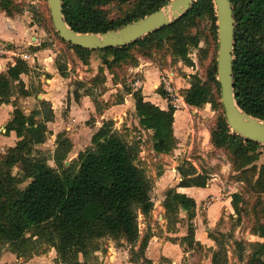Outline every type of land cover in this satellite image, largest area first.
I'll use <instances>...</instances> for the list:
<instances>
[{
  "label": "trees",
  "instance_id": "obj_1",
  "mask_svg": "<svg viewBox=\"0 0 264 264\" xmlns=\"http://www.w3.org/2000/svg\"><path fill=\"white\" fill-rule=\"evenodd\" d=\"M169 0H62L66 24L79 33H101L120 28L161 8ZM234 17L233 45V93L238 106L248 115L264 120V0H230ZM114 4L125 6L111 17L105 7ZM15 0H0V11L12 16ZM51 18V17H50ZM206 25L201 27L202 22ZM216 11L212 0H196L178 20L157 29L142 38L121 47L98 50L84 49L59 40L72 48L83 61L91 52L99 53L102 64L118 78L116 69L135 66L136 55L151 57L154 53L169 55L174 61L192 65L189 51L199 50V59L207 61L204 77L190 76L189 87L181 96L190 107H202L209 103L218 114L210 127V144L217 150L228 153L235 179L243 183L241 191L232 193L231 206L241 218V203L245 194H255L259 202L264 194V163L259 168L249 161L264 149V144L246 140L233 132L224 115L220 101V84L217 80V27ZM40 47L43 46L40 44ZM61 76L66 68L57 65ZM30 71L28 64L17 58L7 68L8 77L20 81L21 74ZM95 80V79H94ZM130 88L126 93L130 94ZM133 94L139 126L153 132L152 147L157 154H168L176 146L173 131L175 109H162L144 100L141 90ZM23 97L30 92L21 88ZM163 96L164 93L161 91ZM92 98L90 91L84 92ZM74 94V99L79 98ZM95 106L97 100L92 99ZM41 104L47 101L41 100ZM10 115L4 134L15 133L13 146L0 154V248L5 245L18 257L30 253L27 243L30 238L43 240L56 252L55 264H83L79 255L87 260L91 251L100 249L98 242L110 239L130 245L129 261L144 264L152 261L145 257V250L152 234L140 237L138 216L149 217L153 210L151 183L144 170L136 164L137 147L126 142L114 128V121L106 119L91 137V146L77 155L76 166L65 165L72 148L71 140L64 133L56 138L52 159L56 165L37 156V146L43 144L47 133L45 123L53 119L49 107L45 112L33 109L25 113L22 108ZM98 113L102 114V109ZM187 166H186V165ZM18 167L21 176L13 173ZM180 181L176 187L167 189L162 206L167 222L175 221L177 214L185 210L188 219V249H211L204 247L194 237L196 202L178 187L207 186L210 175L185 160L176 168ZM264 207V205H263ZM262 213V214H261ZM264 219L260 208L258 223ZM255 233L264 238V223H258ZM28 234V236H27ZM215 241L217 250L212 251L213 264H222L220 255H225L218 237L208 234ZM34 240V242H36ZM101 242V241H100ZM138 243V249L134 246ZM246 264H264V241L252 243V251Z\"/></svg>",
  "mask_w": 264,
  "mask_h": 264
},
{
  "label": "rangeland",
  "instance_id": "obj_2",
  "mask_svg": "<svg viewBox=\"0 0 264 264\" xmlns=\"http://www.w3.org/2000/svg\"><path fill=\"white\" fill-rule=\"evenodd\" d=\"M105 8L109 10L111 17H116L118 11L125 6L111 4ZM13 13L8 17L16 18L21 23L25 22L34 27L31 34L35 35L43 49H46L45 59L46 56L52 58V60H45L49 61L46 62L50 66L48 70L43 69L44 62L28 61L32 66L30 68L32 73L27 74L32 77L26 78V84H17L6 73H0L1 102H12L14 109H16L15 105H18L25 113L38 108L44 113L49 107L53 111V119L44 125L47 133L46 140L37 146L36 155L46 160L49 165L56 167L52 155L57 145V135L64 133L72 142V148L66 159L68 163L65 165L72 163L76 166L78 153L91 146V137L97 129L96 126L101 125L103 117L112 119L117 124L114 123L115 131L130 145L137 147L136 164L144 170L151 183L150 196L153 201V210L147 218L138 216L140 237L146 233L152 234L147 247L152 256L151 264H213L212 251L217 250L218 247L208 234L216 237L220 234L224 235L218 237L223 244L222 252L225 251V255H220L222 264H246L247 257L252 251V243L264 241V238L255 233L258 223H264V219L256 222L260 208L264 210V194L261 195L259 202H256L255 194H245V202L241 203L243 211L238 220L231 206L230 196L232 193L241 191L243 183L235 179L237 172L233 168L228 153L215 149L209 142L210 127L216 119L217 110L209 103L196 108L184 102L178 109L174 108L175 111H182L184 123L183 127L173 128L177 143L168 154H157L153 150V132L139 126L137 116L133 112V106H135L133 94H138V90H141V95L144 97L156 93L159 99L164 100L167 108L171 106L165 99V95L160 94L161 89L154 88L150 82L144 87L145 91L150 93H142L141 82L144 80L146 68L156 67L161 73H159L160 76L165 70L172 69L177 74L176 86L179 88L180 95L185 88L189 87L191 75L197 74L204 77L207 61L199 59V50L204 47V42L201 41L198 48L189 51L191 66L182 61H174L169 55L154 53L151 57H144L137 54L138 63L135 66L127 65L124 70L116 69L119 71L118 78L114 80L113 74L102 64L99 53L91 52L88 60L83 61L72 48L59 40L50 18L47 0H15ZM204 25H206L205 21L201 23V27ZM21 49L20 51L16 49L17 53L21 52ZM17 58L19 56L15 59ZM57 65L66 68V75H60ZM158 71L156 73V70H153L155 73L151 75L153 78L155 76L153 81L158 77ZM41 74H44V77H41ZM24 85H27L29 92L32 93L30 97H23L20 94ZM128 87L131 96L126 93ZM86 91L92 93V98L88 96L90 104L80 100L78 105L72 108L74 94L80 93L82 96ZM94 98L97 100V106L92 101ZM41 100L47 101V104H41ZM101 109L103 114L98 113ZM0 120L4 119L0 117ZM176 122L178 125V120ZM3 128L5 125L0 127V154L5 153L7 148L13 146L16 141L8 140V137L1 133ZM258 151L257 156L250 159L248 166L256 165L259 168L264 163V149L260 147ZM185 160L192 163L199 172L209 173L208 183H211L214 186L213 189L218 192L214 198L206 196L198 202L195 207V217L192 220L195 239L204 247L211 249H188V219L185 211H180L175 221L167 222L166 220L167 215L162 203L167 189L176 187L180 181L176 168ZM13 173L22 175L18 167L13 169ZM215 201H225L228 209L221 208L220 213L209 222L208 210ZM35 239L37 238H30L28 241L27 249L31 252L25 256L18 257L3 245L0 248V264H55V250L42 239L39 241ZM100 241L99 244L113 245L115 249L124 252L117 260L112 254L106 264L114 262L123 264V261H129V244L110 239ZM134 249H138V243ZM94 252L91 251L88 254L87 260L84 257L81 258L83 264L105 262V257L101 256L100 251L99 254ZM137 264L144 263L139 260Z\"/></svg>",
  "mask_w": 264,
  "mask_h": 264
},
{
  "label": "water",
  "instance_id": "obj_3",
  "mask_svg": "<svg viewBox=\"0 0 264 264\" xmlns=\"http://www.w3.org/2000/svg\"><path fill=\"white\" fill-rule=\"evenodd\" d=\"M196 0H169L161 8L120 28L101 33H79L63 17L62 0H47L53 27L67 43L84 49L98 50L121 47L178 20ZM217 27V80L220 101L229 128L246 140L264 144V120L248 115L237 104L233 93L234 17L230 0H212ZM68 162L65 161V164ZM182 211H185L182 209Z\"/></svg>",
  "mask_w": 264,
  "mask_h": 264
},
{
  "label": "crops",
  "instance_id": "obj_4",
  "mask_svg": "<svg viewBox=\"0 0 264 264\" xmlns=\"http://www.w3.org/2000/svg\"><path fill=\"white\" fill-rule=\"evenodd\" d=\"M31 31H34V27L33 26H31V25H29V24H27L25 22L21 23L18 19H16V18L14 19V18L8 17L4 13L0 12V43H2L4 45H7V47H9L11 49H14V50L17 49L18 51H20L21 48H27L25 50L21 49V52H19V54L28 53L29 56H30L29 62L32 61V63H33V62H36V60L39 61V62H44L43 63V69L48 70V67L50 68V66L46 62H49V61H45V60H52V58L49 57V56H46V59H45L44 55H45V50L46 49H43V48L40 47L39 39L35 35H32ZM15 58L16 57H13V58H10V57L0 58V73H6L7 68L9 66L15 64V61H16ZM26 63L28 64V66L30 68L32 67L30 65V63H28V62H26ZM153 70H156V73L158 71V69L156 67H154V66L145 69L144 80H142V82H141L142 83L141 87H142V93L143 94H147L148 92L150 93V91L146 92L145 89H144V87L146 85H148L149 82L151 83V85L154 88L159 83V79H160L159 73L160 72L158 71V77L159 78L157 77L156 80L153 81V79H155V76H154V78L151 77V75H153V74L155 75ZM29 73H32V71L30 70ZM29 75L30 74H21L20 75L21 82L23 84H26V78H31L32 77V76H29ZM40 76L44 77V74H41ZM24 89L29 91L27 85H24ZM30 95H32L31 92H30ZM30 95L26 96V97H30ZM79 95L80 96H79V98L77 100H75L73 98L74 99L73 100L74 105H72V108L77 106L78 105V101H80V100L82 102L86 101V102H88V104H90V98L88 97V95H84L83 94L81 96L80 93H79ZM130 96H131V94H130ZM143 98H144V100L149 101V102H151V103H153L155 105L159 104L158 106L160 108H162V109H167V106L165 105L164 100L163 99H159L158 95L156 93H152L151 96H148V97H144L143 96ZM0 100H1V98H0ZM105 100H107V99H105ZM156 102H158V103H156ZM112 109H114V108L112 107ZM13 110H14V105H13L12 102H7V101L1 102L0 101V117H2L4 119V120H0V127H2L3 125L6 126V123L10 119V115L13 112ZM133 110H134L133 112L136 115L135 106H133ZM102 114H103V112H102ZM183 117L184 116L182 114V111L176 110L174 112L173 128H175L176 126H178V128L179 127H183L182 126L183 123H184L183 122ZM104 118L105 117H103L102 121L106 120ZM137 119H138V117H137ZM176 120H178V125H177ZM114 123L116 124L115 121H114ZM99 127L96 126L97 129ZM1 130H3L1 133L4 134L5 128H3ZM7 137H8V140H11V141L16 140V136H15V133L13 131H11L10 134ZM213 183H215V182H213ZM213 188H214V186L211 183L210 184L208 183L207 186L204 187V188H201V187H178L176 189V191L180 192V193H184L187 196L193 198L195 200V202H196V205H197L198 202H201L203 197L211 196V197L214 198L215 196H217L218 192L216 191V189H213ZM224 202H216L215 201L212 204V206L208 210V215H207V220L209 222H211V220L214 219L218 215V213H220V209L221 208L228 209V205L226 203H224ZM112 248H114L113 245H109L108 246L107 244H101L100 245V249H97L94 253L95 254H99V251H100L101 256L105 257V260H104L105 262L103 264H106V263H108V259H109V257L112 256V254H114V256H116L115 258L117 260V259H119L121 257V254L124 253V252L120 251V249H115V248L112 249ZM126 255H127V251H126ZM124 256H122V258ZM145 257L148 258L149 260H152V256L150 254V251L147 248L145 250ZM81 258H82V255H81V257H79L80 261H82ZM126 258H127V256H126ZM122 263L123 264H133L130 261H127V260L123 261ZM113 264H116V263L114 262Z\"/></svg>",
  "mask_w": 264,
  "mask_h": 264
},
{
  "label": "built area",
  "instance_id": "obj_5",
  "mask_svg": "<svg viewBox=\"0 0 264 264\" xmlns=\"http://www.w3.org/2000/svg\"><path fill=\"white\" fill-rule=\"evenodd\" d=\"M17 56L25 62H28L30 59L28 53L19 54L16 50L0 43V58H13ZM176 77L177 74L172 69L165 70L160 76L159 83L155 88H160L165 95V99L170 102L171 107L178 109L180 105L184 104V100L178 92L179 88L176 86Z\"/></svg>",
  "mask_w": 264,
  "mask_h": 264
}]
</instances>
